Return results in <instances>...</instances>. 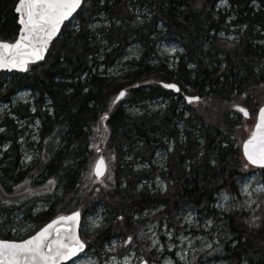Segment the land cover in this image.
Listing matches in <instances>:
<instances>
[{
	"label": "trees",
	"instance_id": "16d2710c",
	"mask_svg": "<svg viewBox=\"0 0 264 264\" xmlns=\"http://www.w3.org/2000/svg\"><path fill=\"white\" fill-rule=\"evenodd\" d=\"M17 1L0 0V40L14 41L18 34ZM219 1L84 0L75 15L79 29L65 23L43 62L25 73H0V100L11 104L10 112L0 115L1 238L21 239L76 209L84 216L103 208L108 220L92 231L88 248L99 253L114 236H124L128 241L118 255L133 250L138 261L160 264L162 252L143 231L150 223L179 233L185 230V208L208 212L221 191L233 195L236 182L250 172L264 181V168L249 166L237 144L243 116L236 109L244 105L252 119L264 103V0H228V12ZM137 9L148 15L139 20ZM230 13L235 18L228 22ZM100 15L108 23L96 26ZM165 37L183 49L173 68L159 46ZM134 42L141 54L125 72L95 71L113 65ZM169 83L179 91L168 89ZM18 88L36 93L33 104L12 102ZM122 91L124 98L117 100ZM185 93L203 102L187 104ZM158 97L169 102L152 112L132 115L122 107L123 100L146 105ZM46 98L51 112L43 108ZM181 100L184 108L178 107ZM10 113L40 118L39 140L19 142L23 129ZM96 126L108 136L115 157L114 183L101 189L89 182ZM159 147L167 149L163 167L134 168L138 158L151 162ZM21 150H35L38 158L25 166ZM154 175L164 180V190L144 182ZM257 197L255 213L232 200L212 219V245L201 258L264 264V191Z\"/></svg>",
	"mask_w": 264,
	"mask_h": 264
},
{
	"label": "rangeland",
	"instance_id": "374dc122",
	"mask_svg": "<svg viewBox=\"0 0 264 264\" xmlns=\"http://www.w3.org/2000/svg\"><path fill=\"white\" fill-rule=\"evenodd\" d=\"M217 5L224 12L229 11L230 3L228 0H220ZM136 14L138 15V19L142 20L145 15H148V11H141L137 9ZM234 18L233 13H230L228 22H231ZM107 23L108 20L105 19L104 15H100V21H96L94 25L101 26ZM70 27L73 30L79 29V21L75 17H73L70 21ZM220 35L229 39H233L235 37V34H225L224 32L220 33ZM159 46L163 55L167 58L168 67L173 68L177 61L176 54L178 52H182V47L177 42L167 37L160 40ZM140 54L141 46L139 43L134 42L126 48L123 55L113 65H110L109 67L100 65L95 71L108 76L121 74L129 68V61L132 59H139ZM155 61L157 62V60H151L150 64H155ZM186 95V93L183 94L184 100ZM35 97L36 93L34 91L28 88H18L12 96V102L33 104ZM184 100L179 102V108H184ZM122 102V107L126 110V112L131 113L132 115H137L141 114L144 110L152 112L159 108L166 107L169 102V98H154L148 101L146 105L131 104L126 100H123ZM197 102L199 103H192L200 105L203 100ZM43 108L50 112L53 110L49 99H45ZM10 109L11 104L9 102L0 100V115L5 112H10ZM10 115L14 117L15 123L19 126V128L23 129V134L21 135L19 142H37L39 140V131L42 124L40 118H33L30 120L28 118H18L12 113H10ZM101 123L102 121L100 120L98 125L101 126ZM253 125L254 117L252 119L243 118V123L240 125V132L237 140V144L240 148L242 142L252 131ZM102 134L105 135L102 131L99 132L97 126L94 127L91 132V147L95 153V157L90 166L89 182H91V184L98 189L108 188L114 183L112 167L115 162V157L107 147L108 136H103ZM170 147H172V145ZM166 154L167 149L159 147L156 150L151 162H148L147 160L142 161L138 158L134 162V168L138 170L148 169L151 163L152 166L161 168L165 164ZM20 155L22 163L25 166L31 163L33 159L38 158V153L35 150H21ZM99 155H103L106 159L108 170L105 176L98 180L93 174V167ZM250 173L244 179H239L236 182L237 187L233 195H230L225 191H221L217 195L216 200L208 212L200 213L199 211H193L189 208H185L181 212L182 224L185 227L184 231L174 234L166 226H159L157 223H150L143 230L151 235L153 246L157 247L158 250L162 252L160 264H233L231 261L223 258H201V252L209 249L212 245L208 234V228L210 223H212V219L223 211L229 209L232 200L236 202V206H244L247 212L255 213L259 209L260 201L257 196L264 191V181L262 180L259 172L254 171ZM144 182H146L151 189H165V182L159 176L154 175L150 178V180H144ZM40 207L41 204H39L37 208L39 209ZM108 216L109 214L106 213L103 208H100L96 212H85L82 217V224L80 228L81 234L84 233L85 235H82V239L87 243L91 242L92 231L96 228H100L105 219L107 218L108 220ZM119 226L120 224L115 222L114 227L116 230ZM26 231L27 230L22 229L21 234H26ZM126 240L127 238L124 236H114L109 243L100 249L101 251L99 253H96L97 250L94 247L88 248L77 258L67 264H140L142 259L138 261L133 250H128L123 255H118L116 253L119 247L128 241ZM241 264H247V262L244 260Z\"/></svg>",
	"mask_w": 264,
	"mask_h": 264
},
{
	"label": "water",
	"instance_id": "95a60500",
	"mask_svg": "<svg viewBox=\"0 0 264 264\" xmlns=\"http://www.w3.org/2000/svg\"><path fill=\"white\" fill-rule=\"evenodd\" d=\"M84 0H18L16 4L19 31L14 41L0 40V72L23 73L33 63L43 62L53 41L65 22L82 6ZM167 87L178 90L175 84ZM122 91L118 99L123 97ZM199 96L186 97L187 103L198 101ZM238 109L249 117L246 108ZM242 153L248 164L264 167V104L257 112L251 134L242 143ZM101 179L107 163L100 156L93 168ZM80 210L59 215L21 240L0 238V264H64L86 250L81 238ZM140 264H153L143 259Z\"/></svg>",
	"mask_w": 264,
	"mask_h": 264
}]
</instances>
